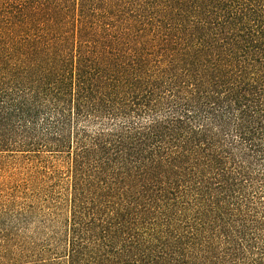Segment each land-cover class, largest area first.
I'll use <instances>...</instances> for the list:
<instances>
[{
	"label": "trees",
	"instance_id": "trees-1",
	"mask_svg": "<svg viewBox=\"0 0 264 264\" xmlns=\"http://www.w3.org/2000/svg\"><path fill=\"white\" fill-rule=\"evenodd\" d=\"M0 264H264V0H0Z\"/></svg>",
	"mask_w": 264,
	"mask_h": 264
}]
</instances>
